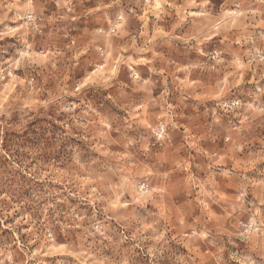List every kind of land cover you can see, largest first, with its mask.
Instances as JSON below:
<instances>
[{"label": "clouds", "instance_id": "1", "mask_svg": "<svg viewBox=\"0 0 264 264\" xmlns=\"http://www.w3.org/2000/svg\"><path fill=\"white\" fill-rule=\"evenodd\" d=\"M0 264H264V0H0Z\"/></svg>", "mask_w": 264, "mask_h": 264}]
</instances>
